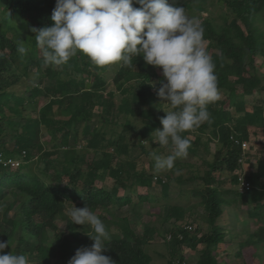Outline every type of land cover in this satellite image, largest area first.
I'll list each match as a JSON object with an SVG mask.
<instances>
[{"label":"trees","instance_id":"1","mask_svg":"<svg viewBox=\"0 0 264 264\" xmlns=\"http://www.w3.org/2000/svg\"><path fill=\"white\" fill-rule=\"evenodd\" d=\"M194 1L168 0L173 7L184 9H188ZM55 2L56 0H0V152L6 159H13L24 151L22 166L10 168L0 165V201L8 191L18 192L26 197L19 205V220L8 219L6 215L2 220L9 225L11 231L20 226L23 232L15 240L12 253L26 255L33 243L34 250L40 254L39 264H51L48 258L52 253L43 242L50 238V233L57 235L56 218L63 214L65 202L87 205L91 211L102 207L111 213L112 206L132 204L136 207L142 202L154 200L149 192L139 193L136 189L148 188L153 175L145 177L142 173L129 174L124 166L127 162H122L120 155L128 153L130 132L143 139L157 127H163L160 118L166 116L163 108L169 107L156 94L160 87L159 81L164 79L162 69L147 64L142 55L133 56L132 63L128 65L120 62L111 78L114 91L127 96L117 107L118 112L128 117L138 111L137 114L142 118V127L138 129L129 122V118H125L120 124L111 115L114 92L108 89L107 80L102 74L107 66H96L82 52H78L65 64L68 74H59L49 67L43 70L42 52L40 55H32L30 50L20 56L26 59L25 70L27 67L36 68L33 79L29 78V74H12L11 54H18V45L8 36L5 25L9 23V19H18L21 29L29 30L30 44L34 51L38 46L30 26L38 29L51 26ZM222 2L234 15L230 23L218 29L211 20L204 18L200 25L203 28L204 42L207 43L206 49L215 64L218 91L223 97L207 106L211 120L198 128L200 131L211 128L221 144L214 151L212 161L207 162V170L201 176L188 178L202 180L203 187L196 190L195 194L200 196L204 207L208 230L195 237H191V231L183 226L168 231L171 234L168 245L172 244V247L188 242L192 247L198 243L203 245L198 250L196 264L222 263L217 250L225 242L226 231L217 221L224 205H244L247 216L261 223L239 245L235 256L241 257L244 249L249 250L264 242V161L258 159L257 170L245 177L252 186L246 194H239L237 189L230 191L218 188L214 176V172L218 170L233 172L240 167V160L244 157L241 144L248 138L249 126H259L264 131V85L255 75V62L259 56L264 59V46L262 33L254 23L255 15L264 10V0ZM133 7L140 5L133 0ZM42 70L45 74H41ZM44 79L53 82L43 84ZM131 81L134 84L131 88H126L125 85ZM86 82L89 83L88 87L85 86ZM255 94H261L262 97L259 96L251 106V111H248L244 98ZM41 98L46 99V102L39 108L37 115L25 117L22 123L15 120L23 117L25 106L34 105ZM96 106L102 109L99 115L105 128L110 127L107 138L109 130L92 124ZM232 108L237 116L231 113ZM55 109L59 112L58 116L53 115ZM118 126L120 130H116L115 127ZM41 128H45L48 137L55 141L49 151L42 148ZM73 130L74 145L70 143ZM182 135L188 138L187 132ZM7 137L11 145L6 144ZM75 142L88 153L103 150L102 156L86 160L77 152ZM197 146L198 139L195 140V148ZM107 148H113V153H107ZM40 152L45 157L42 175L33 172L28 163ZM49 172L55 175L57 182L46 178ZM106 177L113 180L110 187H105L102 183ZM167 179L168 174L165 178L160 176L156 182L161 185L163 198L168 196ZM119 189H126L127 192L119 194ZM179 206L168 204L166 217L178 216L181 209ZM66 222L68 233L72 234L73 240H78L75 230L77 224L70 220ZM115 225L118 230L109 232L111 238L106 241L110 248L102 254L110 256L116 264H151L152 258L144 249V243L148 240L147 230L143 234H136L126 217L119 218ZM177 233H180L181 238ZM72 247V241L67 240L63 255L71 256ZM170 254L171 258L166 264H175L172 251ZM28 257L35 258L31 255ZM182 260L183 257L180 256L178 262L182 263ZM241 264L251 262L244 259Z\"/></svg>","mask_w":264,"mask_h":264},{"label":"rangeland","instance_id":"2","mask_svg":"<svg viewBox=\"0 0 264 264\" xmlns=\"http://www.w3.org/2000/svg\"><path fill=\"white\" fill-rule=\"evenodd\" d=\"M171 5V3L169 2ZM172 6V5H171ZM185 13L199 23L202 19L207 18L211 20L214 26L220 29L224 25H228L231 19L234 17L230 9L222 2V0H195L194 3L187 9H184ZM255 26L258 31L262 33L263 46H264V10L258 12L254 18ZM7 27L8 36H10L16 44L23 43V46L27 49V52L31 50L32 55H40L41 49L38 47L32 51V45L30 44L31 35L28 29H21V23L18 19H9V23L5 25ZM207 46V43L204 42ZM213 50V48H210ZM107 65L106 69L102 72L104 78L107 80L108 89L113 90V109L111 115L116 118V121L122 124L126 119L129 118V122L138 129L142 125V118L138 111L134 115H129L126 117L123 113L118 112L117 107L125 100L126 95L120 94L115 90L112 84L111 78L119 64ZM11 64H12V74H29V78L33 79V74H36V68L27 67L25 70L26 59L21 57L20 54L12 52L11 54ZM51 68L56 70L59 74H68L69 71L66 69V65L61 66H46L42 64V69ZM42 70V71H43ZM255 70L260 79V83L264 85V59L262 56L257 57L255 62ZM41 74H45L44 71ZM53 80L44 79L43 84L51 83ZM29 83V82H28ZM133 81L125 85L126 88H131ZM85 86L88 87L89 83L86 82ZM17 89V88H16ZM261 94L245 96V101L247 102V110L251 111V106L255 104L257 98ZM223 94L220 93V99ZM262 97V96H261ZM46 102V99H38L37 103L34 105L25 106L23 111V117L15 119L20 120L22 123L27 116H35L39 111V108ZM167 109V106H166ZM139 110V109H138ZM95 115L92 119V124L97 127L104 128L103 130H109L110 127L106 126L102 122V118L99 115L102 112L101 107L94 108ZM231 113L234 116L238 114L235 113L234 109H231ZM54 116H58L59 112L55 109ZM112 117V118H113ZM121 126V125H120ZM120 126L115 127L116 130H120ZM41 141L43 144V150L49 151L52 149L54 140L48 137L45 128H41ZM157 129L162 130V127H157ZM154 129L149 135L143 139L136 137L135 133H129L128 141V153L120 155L122 162H127L124 166L126 171L131 175H138L142 173L145 177L149 175H157L165 178L168 174L167 181L169 182L168 196L163 198L161 196V185L152 181L149 187H136L137 192L145 193L149 192L150 196L154 199L151 201L142 202L140 205L133 207L132 204H128L122 207L111 208L112 212H107L104 208L100 207L93 212L102 220L105 224L106 229L109 232H115L118 227L115 222L121 217H126L129 226L136 234H143L147 230V242L144 243V249L151 256V264H166L167 260L171 258V251L173 253V262L175 264H196L198 257V250L203 247L202 244L198 243L195 247L191 246V243L178 244L175 247L173 245H168L167 235L169 230H175L176 227H181L185 225H191L193 230L189 234L191 237L199 236L201 233L208 230V225L205 222V210L200 202V196L196 195V190H200L203 187L202 180L200 178L188 179L190 176H201L205 170H207V162H211L213 158L214 151L220 147V141L218 136L212 133V129H204L200 131L198 128L187 132L188 139L191 142V146L188 150V156L186 158L177 159L175 161V166L171 170L161 172L159 174H154L152 168L154 166V161L152 159V153L166 156L171 153V144L167 147H161L153 142L155 137ZM74 132L70 137V143L74 145ZM110 130L106 134L108 137ZM248 138L245 141L246 148L244 149V157L240 167L233 172H227L223 169L214 172L215 185L223 190L230 189V191L236 189L234 184V176L237 174H242L247 177L250 173L257 170L258 159L264 161V131L261 130L259 126H249L248 128ZM198 139V146L195 148V140ZM6 144L11 145V141L7 137ZM75 147L77 152L81 154L86 160L94 159L93 156H102V151L97 150V152H86L80 145L75 142ZM10 147V146H9ZM196 149V150H195ZM107 153H113V148L105 149ZM96 154V155H95ZM19 158V157H17ZM45 157L41 152L28 162L30 163V168L33 172L42 175V168L44 166ZM24 164V163H22ZM22 164H20L22 166ZM125 175V174H124ZM123 175V176H124ZM50 172L46 175V178L57 182ZM105 187H110L113 185V180L110 177H106L102 181ZM98 184H100L98 182ZM126 189H119V194H125ZM26 197L18 192L8 191L6 196L0 201V240L10 242V246L4 250L5 253L12 252L15 245V240L19 235L23 234L20 226L15 228L9 227L2 220L3 216L9 219H18L19 205L21 202L25 201ZM177 204L180 212L178 216L166 217L167 205ZM84 207L78 202H65L64 211L61 216L56 218V231L57 235L50 233V238L43 242V245L50 250L52 253L48 258L51 264H68V260L75 254L77 248L81 246L91 247L94 241L90 238L87 232L91 233L90 228H86L85 225L76 226L75 230L77 232L78 240H73L71 233H68L66 229V221L70 220L67 212L73 206ZM223 212L219 217L217 223L223 227L226 231L225 242L218 246L217 256L222 258L221 264H241L244 259H247L251 264H264V242L257 244L255 247L247 250L244 249L243 256H235V252L239 250L240 244L249 238V235L256 231L257 227L261 225L260 222H255L252 218H249L246 214V206L236 205V206H223ZM67 240L72 241L73 247L70 250L71 256L63 255V247ZM174 248V249H173ZM249 251V252H248ZM35 256V258H30L28 256ZM40 254L34 250L33 243L31 244V250L25 255L28 264H39L41 262ZM182 256L183 262L179 263L178 258Z\"/></svg>","mask_w":264,"mask_h":264},{"label":"clouds","instance_id":"3","mask_svg":"<svg viewBox=\"0 0 264 264\" xmlns=\"http://www.w3.org/2000/svg\"><path fill=\"white\" fill-rule=\"evenodd\" d=\"M135 2L140 7H133V0H56L52 25L30 30L46 66L65 65L82 52L98 67L128 65L133 56L142 55L147 64L162 69L164 79L156 94L169 107H162L166 116L160 118L163 127L155 130L153 142L161 147L171 144L172 151L166 156L151 154L152 171L159 174L188 156L191 142L182 133L210 122L207 106L219 101L220 93L200 23L168 0ZM17 52L26 54L23 43ZM18 157L13 159L20 165L24 156ZM67 214L72 223L90 228L87 234L94 241L91 247L77 248L68 264H116L102 254L110 248L106 241L111 238L102 220L87 205H74ZM10 245L9 240H0V264H28L25 255L4 252Z\"/></svg>","mask_w":264,"mask_h":264},{"label":"built area","instance_id":"4","mask_svg":"<svg viewBox=\"0 0 264 264\" xmlns=\"http://www.w3.org/2000/svg\"><path fill=\"white\" fill-rule=\"evenodd\" d=\"M241 147H242V150H243V152H244V149L246 148V143L245 142H243L242 144H241ZM22 156H24V151H22ZM242 160H243V157L241 158V163H242ZM0 165H2L3 167H10V168H12V167H16V166H18L19 165V161L18 160H15V159H11V158H9V159H6L5 157H4V155L2 154V152H0ZM160 177L159 176H157V175H153L152 176V180L154 181V182H157L158 181V179H159ZM236 189H237V191H238V193L239 194H246L247 192H249L250 191V189H251V183H250V181H248L246 178H245V176L244 175H242V174H237L236 175ZM185 229H187L188 231H191V230H193V228H192V226L191 225H185V226H183ZM177 236L179 237V238H181V235H180V233H177ZM171 238V234H168L167 235V239H170Z\"/></svg>","mask_w":264,"mask_h":264}]
</instances>
